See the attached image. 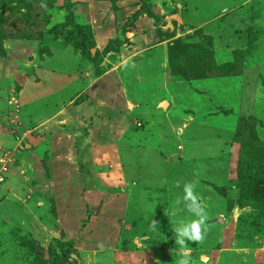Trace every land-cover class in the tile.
<instances>
[{"label":"rangeland","instance_id":"rangeland-1","mask_svg":"<svg viewBox=\"0 0 264 264\" xmlns=\"http://www.w3.org/2000/svg\"><path fill=\"white\" fill-rule=\"evenodd\" d=\"M44 71L78 92L48 99ZM166 77L206 81L192 135L223 149L190 158L174 150L185 137L164 150L149 136L181 133L165 129ZM202 103L220 127L197 120ZM72 105L109 111L77 125ZM0 133V155L16 151L0 182V264H178L171 223L195 218L174 203L189 181L209 214L192 264H264V0H0Z\"/></svg>","mask_w":264,"mask_h":264},{"label":"crops","instance_id":"crops-1","mask_svg":"<svg viewBox=\"0 0 264 264\" xmlns=\"http://www.w3.org/2000/svg\"><path fill=\"white\" fill-rule=\"evenodd\" d=\"M62 56V55H61ZM64 59H66V57L64 58V56L62 58H58L56 60H60L59 62H62L63 60V64H64ZM62 65V64H61ZM47 70H53V69H47ZM45 75L47 76V78L51 81L50 83L52 84L53 87V92L55 94H49V96H47V98H51L50 100L56 101L58 100V95L61 96V98L64 97H72L74 95L75 92H78L74 87V83L78 82L77 79L75 77H68V75H63V78L57 77V74L55 72H53L54 74H48L46 71H44ZM56 74V75H55ZM168 76V74L166 75ZM66 78V81H68L69 83H67L66 86L61 87L60 86V82L62 80H64ZM166 79V80H165ZM164 79V82L162 80V86H163V90L165 89V93L169 94L170 96L166 97V99H162V105H164V102H167L168 110L166 112L169 113L168 116H170V120H169V125H167V127L165 126V129H168V132L170 133L171 131L173 132L174 130H177L180 133V136H171V137H165L164 136V131H156L157 134L151 135L153 132H149V136H154L159 139V141L161 142V145L163 147L164 150H172L173 149V144L174 142H176L177 140H181L183 142V137H185L186 142L185 143V147L182 149H179L181 151H177V148H174L175 152L179 153H186V155L190 158H192V153L194 152V154L198 155L199 157H203L201 156L198 152L199 150H204L207 146L210 147L212 149V153L215 151H220L221 149H223V141L222 139H217V138H211V139H202L201 136L199 135H192V103H194L195 101V96H193L194 91L197 90H201L202 86H205L207 83L205 80H185L182 82H175L173 81L170 77H166ZM174 89V90H173ZM171 90H173L174 92H170ZM34 93L37 92V89H35L33 91ZM33 95V94H32ZM188 97L190 98L191 103L188 100ZM145 99V97H143ZM37 98H35L34 96H32V98L29 100V103H27V107H28V116L26 117V119H29L28 117L31 116V114H29V111L31 112H35L37 109L40 108V105L38 104V102H35ZM182 99H185L188 103H182ZM204 100V99H203ZM35 102V103H34ZM46 102V101H45ZM41 104V103H40ZM86 104V103H85ZM192 104V105H191ZM195 104L199 105L198 102H195ZM208 103H202L199 107L200 110L198 111L197 115H198V119L200 122L203 121L205 124H209L210 126L214 125H218V127H220L222 124V119L218 116H213V117H209L207 115V111L210 110L208 109L207 106ZM47 105V103H46ZM73 108H78L77 110L75 109H71L72 111L70 112L71 116H72V121L75 122L77 125H81L83 122L85 123L86 121H84V117H88L89 114L95 113L97 112L96 109L98 110L99 113L106 115V113L109 111L105 108H102V106L100 105H95V108H89L87 107V111L80 116L79 112V106L76 105H72ZM81 106V105H80ZM83 106V105H82ZM166 107V105H164ZM145 112H147V116L148 119H156L158 118L157 116L153 118L152 114H156V110L147 108L145 109ZM39 112L33 114V118L36 119V116H38L39 119H41V116H39ZM111 113H116V111L114 110V112ZM27 114V113H26ZM158 115V114H157ZM24 116V113H23ZM202 116H205V119H200ZM102 120L100 118H97L96 123L92 125V128L94 129V132H98L100 130L101 127V123ZM154 122V121H152ZM187 122V123H186ZM194 128H197V126H195ZM157 130V128H156ZM42 132V130H41ZM183 132V133H182ZM111 136L110 134V130L108 132V137ZM147 136V135H146ZM196 136V137H194ZM198 136V137H197ZM150 137V138H151ZM153 137V140H154ZM192 137L195 140H192ZM215 140H219V141H214ZM194 141V142H193ZM149 142V141H148ZM171 142V143H170ZM193 142V143H192ZM0 143H3V136L0 133ZM5 143L8 144V141L6 140ZM173 150V151H174ZM183 150V151H182ZM211 153V154H212ZM210 155V154H209ZM12 184L15 183V181L11 182Z\"/></svg>","mask_w":264,"mask_h":264},{"label":"clouds","instance_id":"clouds-1","mask_svg":"<svg viewBox=\"0 0 264 264\" xmlns=\"http://www.w3.org/2000/svg\"><path fill=\"white\" fill-rule=\"evenodd\" d=\"M41 7H46V5L41 4ZM195 188L196 185L193 182H185L183 194L177 196L174 202L176 206H182L184 210L195 217L189 221L182 220L176 225L170 222L174 232L175 245L177 246L176 249H172V253L175 251L178 255V264H192L190 249L188 248L189 242L203 243L209 231V214L197 195ZM158 227L159 222L151 219L149 229L158 232Z\"/></svg>","mask_w":264,"mask_h":264},{"label":"built area","instance_id":"built-area-1","mask_svg":"<svg viewBox=\"0 0 264 264\" xmlns=\"http://www.w3.org/2000/svg\"><path fill=\"white\" fill-rule=\"evenodd\" d=\"M25 145H22L21 148H24ZM182 149V147H179ZM14 155H16V151H5L0 155V182H3L7 178V173L10 171V165L15 160Z\"/></svg>","mask_w":264,"mask_h":264},{"label":"bare ground","instance_id":"bare-ground-1","mask_svg":"<svg viewBox=\"0 0 264 264\" xmlns=\"http://www.w3.org/2000/svg\"><path fill=\"white\" fill-rule=\"evenodd\" d=\"M164 104V103H163ZM167 104V102L164 104V105H166Z\"/></svg>","mask_w":264,"mask_h":264},{"label":"water","instance_id":"water-1","mask_svg":"<svg viewBox=\"0 0 264 264\" xmlns=\"http://www.w3.org/2000/svg\"><path fill=\"white\" fill-rule=\"evenodd\" d=\"M166 102H164V104H165Z\"/></svg>","mask_w":264,"mask_h":264}]
</instances>
